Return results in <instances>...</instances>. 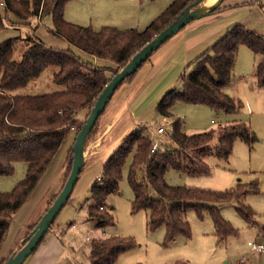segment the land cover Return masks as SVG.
Returning a JSON list of instances; mask_svg holds the SVG:
<instances>
[{
    "label": "trees",
    "instance_id": "16d2710c",
    "mask_svg": "<svg viewBox=\"0 0 264 264\" xmlns=\"http://www.w3.org/2000/svg\"><path fill=\"white\" fill-rule=\"evenodd\" d=\"M70 1L0 0V4L3 3L0 5V32L7 26L33 27L36 23L32 20L41 24L46 16H51L54 27L50 33L68 43L65 49L51 47L33 34H28L26 38H9L0 43V177L12 176L16 163L27 164L24 180L18 182L10 192H0V252L9 235L11 221L27 203L70 135L74 131L78 133L83 127L111 78L196 0H173L142 31L109 26L96 31L91 26L71 23L65 19L66 6ZM255 3H260L264 9L261 0L250 2ZM218 11H222L221 6L214 13ZM19 41L26 49L17 59L15 52L16 47L18 49L20 46ZM241 46L248 47L257 56L255 81L258 88L264 89V37L243 24H236L187 65L179 77L182 91H167L157 103V112L172 120L170 140L174 148L163 151L159 147L152 154L153 140L145 133L146 129L127 136L105 162L100 179L91 188L94 204L87 211L90 219L97 221L99 226L115 223L114 216L106 209V202L119 192L124 168L132 157L128 173V181L134 192L131 210L133 213L148 211L149 231L165 226L166 244L180 235L191 238L192 228L185 219L189 211H195L201 220L205 213L209 214L219 244L239 235V229L223 217L219 206L239 201L249 192L258 193V179L219 191L171 185L166 180V174L174 169L189 176L208 175L211 166L206 162L207 158L214 156L228 161L237 140L250 148L257 143L256 133L246 122L235 120L208 131L189 134L183 131V121L171 111L179 102L204 105L227 114L242 111L243 102L225 90L234 80L235 62ZM76 49L95 59L110 61L113 65L99 66L92 60L80 57ZM48 67L57 68L53 81L64 87L63 90L37 96L12 94L38 80ZM137 72L123 84L133 81ZM83 112L86 113L85 118L79 119L78 115ZM103 113L88 135L86 145L95 139ZM72 165L73 151L70 149L63 169L30 218L27 236L63 189ZM70 201L71 198L68 203ZM237 212L249 226L255 225L254 213L249 205L239 203ZM48 234L37 249L46 241ZM136 246V241L131 237L112 235L96 239L91 242L89 261L91 264H115L121 254ZM7 259H2L0 264ZM172 264L186 263L176 261Z\"/></svg>",
    "mask_w": 264,
    "mask_h": 264
},
{
    "label": "rangeland",
    "instance_id": "374dc122",
    "mask_svg": "<svg viewBox=\"0 0 264 264\" xmlns=\"http://www.w3.org/2000/svg\"><path fill=\"white\" fill-rule=\"evenodd\" d=\"M261 1L264 3V0ZM172 2L173 0H71L66 6L65 19L84 27L91 26L96 31L107 26L120 30L135 28L142 31L152 19L154 20L160 15ZM250 2L251 0H225L224 6L221 8L224 9L227 5L233 7L193 20L186 32L194 40L201 42L218 28L224 29L229 23H231L230 25L235 23L243 24L250 31L264 37V11L261 9L260 3L250 4ZM253 6L256 10L252 9ZM32 22L36 23L33 27L25 25L5 27L0 32V43L9 38L20 39L21 37L26 38L28 34H33L48 46L55 48L68 46L66 41L50 33V29L54 27L51 16H46L41 24H38L37 20H32ZM180 32L177 33L178 36L185 31ZM213 41L210 39L204 44L208 46L204 47L210 48L218 40ZM21 43L22 41H19L18 49L17 44L15 46V58L17 59L21 58L22 52L26 49V46ZM76 52L80 57L95 62L94 57L85 54L83 51L76 49ZM152 58L154 55L138 70L137 75L131 81L132 86L140 84L142 75L151 67ZM107 62L110 61L100 60L96 64L107 66ZM257 62L258 58L252 50L246 46L240 47L234 67V81L225 88L229 95L243 102L244 107L240 114H227L222 110L215 111L208 106L189 105L182 102L177 103L171 110L177 118L183 121V131L189 134L208 131L234 120L248 123L256 133L258 140L252 148L243 141L237 140L228 161L220 160L214 156L207 158L206 162L211 166V173L208 175L189 176L174 169H170L166 174V180L171 185L194 186L219 191L234 187L240 180V183H249L254 178L258 179V193L249 192L239 201H231L219 206L223 217L239 229V235L230 237L226 245L217 244L218 241L214 236L215 227L209 214L205 213L204 219L201 220L195 211H189L185 214V219L189 221L192 228L191 238L187 239L180 235L176 237L175 241L166 244L165 226L156 231H149L148 211L133 213L131 210L134 192L128 181L129 166L132 161V157H130L123 171L119 192L110 196L106 202V209L108 208V211L115 218L113 224L104 223L99 226L97 221L88 217V208L94 204L90 191L97 181L87 186L85 180L89 173L85 172L88 167L84 170L76 184L71 201L61 210L54 224L57 229L55 233L58 236H64L63 239H65L64 252L57 264H91L89 261L91 242L104 238V235L107 237L112 235L131 237L137 243L135 248L121 254L115 264H172L176 261H182L186 264H264V254L255 252L248 245L249 242H264V230L262 231L264 228V89L258 88L255 83ZM160 65L161 63L155 64L152 74L149 75L148 73L149 76L145 77L146 79L139 89L148 83ZM56 71L57 68L48 67L39 77L38 83H31L23 89L12 92V94L15 96H37L63 90L64 87L53 81V75ZM240 79L242 80L239 81ZM177 81L170 90L181 92L183 89L182 82L180 79ZM129 86H131L130 83L125 82L117 90L115 97L111 99L103 113L100 123L112 118L123 101L122 94L127 92ZM156 106L157 104L145 112L144 119L150 123V132L146 129L145 133L152 138L153 142H160V149L164 151L174 148L170 140L173 133V123L171 119L162 117L157 112ZM85 116L86 113L83 112L78 115V118L83 119ZM125 122L127 119H123L122 123L115 127L112 135L113 141L121 137ZM159 127L164 128V134H157ZM136 130L137 127L135 126L131 128L109 154L105 152L103 154L104 161L106 162L122 145L127 138L126 136L135 133ZM76 134L77 132L74 131L67 142L72 136L76 138ZM67 142L39 181L27 203L11 221L9 235L0 252V261L9 258L14 253V247L21 233H24L21 232L23 223L39 204L55 174L63 165V158L69 146ZM95 170H92L91 173ZM26 173L27 164L16 163L15 173L12 176L0 177V192H10L18 182L24 180ZM239 203L247 204L252 208L255 225L249 226L238 214ZM69 245L73 247L70 251H68ZM82 246L84 247L82 248ZM35 252L23 264H29ZM72 252H75L74 255ZM72 256L75 260L72 259Z\"/></svg>",
    "mask_w": 264,
    "mask_h": 264
},
{
    "label": "crops",
    "instance_id": "0c3cea01",
    "mask_svg": "<svg viewBox=\"0 0 264 264\" xmlns=\"http://www.w3.org/2000/svg\"><path fill=\"white\" fill-rule=\"evenodd\" d=\"M215 2H216V0H215ZM215 2H213L209 7H211L213 4H215ZM223 3L221 5V7L224 6ZM257 4H259V3H257ZM259 5L261 7V4H259ZM232 7L233 6L227 5L224 9L222 8V10H226L227 8H232ZM252 9L256 10L254 8V6L252 7ZM261 9L264 11V9L262 7H261ZM212 14H214V13H212ZM190 23L188 25H186L185 28L182 29L185 32H182V34H180V36H178L179 34L174 35L172 38H170L165 43H163L155 52H153L152 55H154V58H152L153 62L151 63V67L148 68L146 70V72L142 75V78L140 79V84H138V85L136 84V86H132V82H129L131 86H129V88L125 94H122L123 101H122L121 105L119 106V108L117 109V111L114 113V115L112 116V118L109 121H105V122H102L99 124L98 132H97L95 139L93 141H91L90 143H88L85 147V153H84L85 164H84V167L82 168L81 174L79 176V180H80V177L84 173V170H86V168L88 167L87 171L85 172V173H87V172L89 173L86 177V180H85V183L87 184V186L93 184L95 181H98L100 179V177L102 175V169H103V166L105 164L103 154L105 152L107 154H109L111 152V150L113 149V147H115L116 144L120 140H122L121 138H124L123 136H125V134H127L129 132V130H131V128H134V126H135V127H137L136 131H138L140 129H147V131L150 132V129H149L150 123L144 119L145 112L147 111V109H150L153 106H155L159 102L161 97L165 94V92L167 90H170L171 87L178 82L177 80H179L181 73L184 70H186L187 65L189 63L193 62L194 60H196L199 56H201L208 49V48L204 47V46H208V45H204V44H206V42H208L210 39H213L214 40L213 42H215L216 40H219L222 36H224L226 34L229 27L231 26L230 25L231 23H229V25L224 27V29L218 28V30L212 32L211 35L207 37V39L205 38L206 40H202L201 42H197L196 40L193 39V37L190 36V34L188 32H186ZM59 48L65 49L66 47L62 46ZM202 50H204V51L202 52ZM200 52H202V53H200ZM99 62H100L99 59H95V63L98 64ZM158 63H161L159 69H157V71L155 72L153 77L148 81V83H146L142 87V89H139V87H141V85L144 83L145 79L150 74H152L154 67H155V64H158ZM112 65H113V63L107 62V66H112ZM148 73H149V75H148ZM241 80L242 79H240L239 81H241ZM37 81L38 80L34 81L33 84L38 83ZM116 92H115L113 97H115ZM241 112L242 111H240L238 113H232V114L238 115ZM123 119H125V120L127 119V122H125V124L123 125L124 131H123L121 137H119L118 139L113 141V137H112L113 131H114L115 127H117L118 125H120L122 123ZM74 141H75V136H72L69 139V142H67V143H69V146L67 147L66 153H65L64 158H63L64 159L63 165H62L61 169L59 170V172L55 174V176H54L53 180L51 181L49 187L44 192L43 197H42L41 201L39 202V204L34 208L32 213L28 216V218L26 219V222L23 223L21 232H24V233H21V235H20V237H19V239H18V241L14 247L13 252H16L22 246L24 239L27 237L28 224L30 222V218H31L33 212L36 210V208L41 205V202H42L43 198L45 197L47 191L49 190V188L53 184L55 178L58 176L60 171L63 169V166H64L66 159L69 155L70 149H72V147H73ZM109 143H111V144H109ZM110 147H112V148H110ZM107 148H110V149H107ZM92 170H95V172L91 173ZM240 182H241V180L238 181L236 183V185ZM234 187H232V188H234ZM75 188H76V185H75ZM75 188H74V190H75ZM74 190H73V193H74ZM73 193H72V195H73ZM72 195H71V198H72ZM220 210H221V208H220ZM72 226H74V225H72ZM52 228L53 229H51L49 232V234L51 233L50 236L49 237L47 236L46 241L33 254V257L29 261V264H57V261L60 259V256L64 252V245H65L64 240L65 239H63L64 236H62V235L58 236L55 233V232H57L56 227H52ZM263 230H264V228L262 229V231ZM104 236L107 237V235H104ZM214 236L216 237L215 230H214ZM216 239H217V237H216ZM228 240L222 244L226 245ZM217 244H219V243H217ZM83 247L84 246H82V248ZM71 248H73V247L71 245H69L68 251H70ZM74 253L75 252H72V255H74ZM72 259L75 260V258L73 256H72Z\"/></svg>",
    "mask_w": 264,
    "mask_h": 264
},
{
    "label": "water",
    "instance_id": "95a60500",
    "mask_svg": "<svg viewBox=\"0 0 264 264\" xmlns=\"http://www.w3.org/2000/svg\"><path fill=\"white\" fill-rule=\"evenodd\" d=\"M207 1L208 0H196L190 4L176 21L161 31L151 42L146 44L134 55L125 67L121 68L120 71L111 78V81L97 98L83 127L76 135L72 147V170L63 189L58 194L51 207L43 214L35 229L24 239L22 246L14 252L4 264H23V262H25V260L37 249L46 234L52 229L59 213L70 200L75 185L79 180L82 168L84 167V153L87 137L95 127L99 117L105 111L118 88L129 76L135 74L143 63H145L151 57L153 52H155L163 43L179 33L191 21L214 13V11L224 2V0H216L215 4L211 7H206L205 3ZM235 25L236 24H233L229 28L232 29Z\"/></svg>",
    "mask_w": 264,
    "mask_h": 264
},
{
    "label": "built area",
    "instance_id": "2783aa9c",
    "mask_svg": "<svg viewBox=\"0 0 264 264\" xmlns=\"http://www.w3.org/2000/svg\"><path fill=\"white\" fill-rule=\"evenodd\" d=\"M1 6L3 5V3L0 4ZM165 130L163 127H159L157 129V134H164ZM160 142H153L152 148H151V153L154 154L155 152H157V150L159 149ZM249 247L254 250L255 252L259 253V254H264V242H249L248 243ZM245 261V260H243Z\"/></svg>",
    "mask_w": 264,
    "mask_h": 264
},
{
    "label": "bare ground",
    "instance_id": "6f19581e",
    "mask_svg": "<svg viewBox=\"0 0 264 264\" xmlns=\"http://www.w3.org/2000/svg\"><path fill=\"white\" fill-rule=\"evenodd\" d=\"M213 2H215V0H208V1L205 3V6L208 7V6H210Z\"/></svg>",
    "mask_w": 264,
    "mask_h": 264
}]
</instances>
